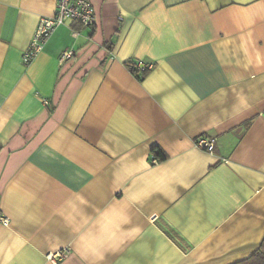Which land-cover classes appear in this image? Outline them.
<instances>
[{
    "label": "crops",
    "instance_id": "1",
    "mask_svg": "<svg viewBox=\"0 0 264 264\" xmlns=\"http://www.w3.org/2000/svg\"><path fill=\"white\" fill-rule=\"evenodd\" d=\"M90 1V28L57 26L24 63L56 0H0V264L65 247L56 264H81L72 217L108 204L129 223L102 264L247 258L264 237V0Z\"/></svg>",
    "mask_w": 264,
    "mask_h": 264
},
{
    "label": "clouds",
    "instance_id": "2",
    "mask_svg": "<svg viewBox=\"0 0 264 264\" xmlns=\"http://www.w3.org/2000/svg\"><path fill=\"white\" fill-rule=\"evenodd\" d=\"M241 104L244 101L241 99ZM86 204V201H81ZM129 223L127 213L116 204L94 208L91 213L78 210L70 227L74 233V252L81 264H102L106 254L120 241Z\"/></svg>",
    "mask_w": 264,
    "mask_h": 264
},
{
    "label": "built area",
    "instance_id": "3",
    "mask_svg": "<svg viewBox=\"0 0 264 264\" xmlns=\"http://www.w3.org/2000/svg\"><path fill=\"white\" fill-rule=\"evenodd\" d=\"M70 20L77 21L82 27L90 28L96 20L95 8L90 0H56L55 12L51 16H41L33 30L30 41L23 51L22 61L30 62L42 49L45 41L52 31L59 25L65 24ZM73 51L65 50L62 52L61 58L71 57ZM138 70H143L145 67H150L143 62L135 63ZM198 148L212 153L215 149V136H199L195 140ZM151 161L155 163L157 158L151 157ZM0 222L4 225L9 224V219L0 216ZM69 250L67 247L45 253L46 264H56L63 259Z\"/></svg>",
    "mask_w": 264,
    "mask_h": 264
},
{
    "label": "trees",
    "instance_id": "4",
    "mask_svg": "<svg viewBox=\"0 0 264 264\" xmlns=\"http://www.w3.org/2000/svg\"><path fill=\"white\" fill-rule=\"evenodd\" d=\"M125 65L139 79L143 78L150 69V67H145L143 70H138V68L135 66V63L132 61L125 62ZM154 151L156 156L159 157L158 159L164 158V154L159 149L155 148ZM232 264H264V237L259 247L250 256Z\"/></svg>",
    "mask_w": 264,
    "mask_h": 264
}]
</instances>
